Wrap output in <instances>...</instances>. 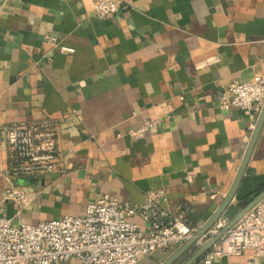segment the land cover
<instances>
[{"label":"crops","instance_id":"1","mask_svg":"<svg viewBox=\"0 0 264 264\" xmlns=\"http://www.w3.org/2000/svg\"><path fill=\"white\" fill-rule=\"evenodd\" d=\"M95 1L0 0V215L17 220L4 199L5 127L51 122L55 170L17 181L34 192L20 220L80 215L102 193L141 204L147 191L163 189L162 206L181 205L196 232L229 190L257 118L221 108L219 95L232 80L264 77V0H126L102 19L92 16ZM150 121L141 138L130 136ZM263 189L264 122L221 216L230 221ZM173 251L136 264H161ZM211 264H264V257L243 250Z\"/></svg>","mask_w":264,"mask_h":264},{"label":"built area","instance_id":"2","mask_svg":"<svg viewBox=\"0 0 264 264\" xmlns=\"http://www.w3.org/2000/svg\"><path fill=\"white\" fill-rule=\"evenodd\" d=\"M125 4L126 0H96L92 16L105 18ZM45 38L57 44L55 37ZM58 49L61 53L73 50L65 46ZM263 102L264 77L260 76L250 81L232 80L219 95L221 108L248 110L255 116ZM153 126V121L146 122L129 134L138 139ZM5 135L11 154L4 172V199L15 206L13 217L17 220L0 215V264H68L71 259L77 264H136L156 251H173L195 233L181 205L173 211L162 206L163 189L147 191L141 204L118 202L102 193L80 215L25 223L19 219L20 210L33 200L34 192L23 189L17 181L55 170L59 157L56 128L51 122L12 124L5 127ZM185 180L191 181V176L186 175ZM134 217L146 225L145 230L138 228ZM228 222V217L220 216L197 240L203 243L217 236L198 264L238 256L243 250L264 257V196L226 227Z\"/></svg>","mask_w":264,"mask_h":264},{"label":"water","instance_id":"3","mask_svg":"<svg viewBox=\"0 0 264 264\" xmlns=\"http://www.w3.org/2000/svg\"><path fill=\"white\" fill-rule=\"evenodd\" d=\"M263 122H264V102L257 115L254 127L251 131L249 140L247 142L242 159L236 171L235 177L225 197L222 199L221 203L215 209L213 214L208 218V220L191 237H189L185 242L179 245L170 254V256L161 264H173L175 261H177L193 244H195V242L202 235L206 233V231L212 226V224L226 211L227 207L231 203V200L234 198L237 189L241 183L243 174L245 172L253 147L256 143V140L262 128ZM263 196H264V189L259 193H257L254 197H252L245 205H243L230 219L226 227H229L232 223H234L245 211H247ZM216 237L217 236L212 237L211 239L203 243L201 246H199L182 264H192L193 262L198 260L201 257V255L208 250L209 246L216 239Z\"/></svg>","mask_w":264,"mask_h":264},{"label":"rangeland","instance_id":"4","mask_svg":"<svg viewBox=\"0 0 264 264\" xmlns=\"http://www.w3.org/2000/svg\"><path fill=\"white\" fill-rule=\"evenodd\" d=\"M68 264H77V262H76V260L71 259V260L68 262Z\"/></svg>","mask_w":264,"mask_h":264}]
</instances>
